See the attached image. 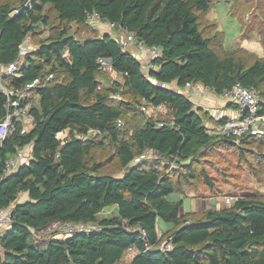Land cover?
Wrapping results in <instances>:
<instances>
[{
	"label": "trees",
	"instance_id": "obj_1",
	"mask_svg": "<svg viewBox=\"0 0 264 264\" xmlns=\"http://www.w3.org/2000/svg\"><path fill=\"white\" fill-rule=\"evenodd\" d=\"M216 1L32 0L31 7L14 14L28 0H0V63L20 58L30 32L34 44L5 84L22 88L45 80L30 109L34 125L25 134L18 125L0 145V210L9 209L12 217L10 230L0 237V264H117L131 247L139 250L131 264H264V195L239 197L230 207L197 218L182 214L183 201L167 199L200 178L213 187V177L199 169L204 150L264 143V138L244 137L238 144L212 133L208 113L171 87L200 83L222 95L241 84L257 90L264 113V58L239 43L224 45L209 18ZM233 2L231 14L240 22L242 42L256 34L264 46V0H257L248 18L245 4ZM93 13L115 30L133 33L138 43L159 47L156 69L145 72L112 34L78 39L70 32L91 25ZM65 50L69 59L63 57ZM101 57L110 58L117 73L111 84L105 82L112 74L100 71ZM51 74L54 78L47 81ZM6 104L0 90V121ZM144 106L166 108L169 116L147 117ZM90 129L103 134L80 140L78 135ZM29 145L33 160L6 174L7 161ZM105 145L113 148L121 176L102 172V164L92 159ZM148 150L164 158L134 163ZM258 158L264 165V153ZM21 194L28 200L18 203ZM110 206L116 214L102 216ZM160 220L173 227L163 231ZM56 221L99 229L66 238L38 237ZM123 221L144 229L147 239L123 227ZM164 242L171 248H163Z\"/></svg>",
	"mask_w": 264,
	"mask_h": 264
},
{
	"label": "built area",
	"instance_id": "obj_2",
	"mask_svg": "<svg viewBox=\"0 0 264 264\" xmlns=\"http://www.w3.org/2000/svg\"><path fill=\"white\" fill-rule=\"evenodd\" d=\"M32 0L28 2L21 9H16L14 14H19L21 10L27 7H31ZM90 20L101 21L99 14L93 13L89 16ZM35 28H43L39 24L34 26ZM47 33H49L47 31ZM124 48L129 47L132 44L140 46L144 50L146 55V60L141 61L142 69L145 72L150 71L151 69H156L154 65V60L158 59L161 56V49L157 46L147 47L142 43H138L133 33H128L127 38L121 41ZM34 49L33 44V34L30 32L23 45L21 46L20 58L15 62L3 65L0 63V90L7 97V114L5 118L0 121V145L3 143L5 138L14 131L17 130L18 125L21 127V133L25 134L30 130L34 125L35 119L30 113V109L33 106L35 100L39 98V89L44 86L45 80L38 78L33 82L25 85L22 88L9 87L5 84V79L18 72L22 64V59L28 53ZM63 57L69 59L70 52L65 50L63 52ZM100 71L103 73H108L116 75L117 73L114 70V66L111 62V59L108 57H101L98 60ZM54 78V75L51 74L47 77V81H50ZM163 86H166L165 84ZM189 99L195 104L196 108L199 105L202 96L206 93L207 90L210 91L207 87L202 84L187 83L184 89H179ZM224 99L227 105H234L236 111L232 116H227L223 111L216 114L213 118L217 122L216 127H210L212 133L217 135H223L226 137H231L235 140L236 143H241L242 138L244 137H256L264 138V113H260L261 100L259 98L258 92L254 88H247L241 84L235 85L231 90L225 91L224 94L220 95ZM226 105V106H227ZM152 109L153 112H160L163 108H147L143 107V111L147 112ZM120 125L122 122L119 123ZM160 125L163 126V122H160ZM216 125V124H215ZM103 133L99 129H90L85 134H80L78 137L82 141H87L101 136ZM151 154V156H150ZM26 153L24 150H19L18 153L7 161L6 165V174H9L13 171L14 168H17L23 162ZM163 155L156 150H148L140 157L136 158V162H140L146 159H163ZM234 199L227 198L226 202L231 203ZM12 217L11 211L9 209L0 210V229L7 230L9 225H11ZM122 226L130 229L131 231H137L141 233V238L143 240L147 239V232L141 228H131L128 226L126 221L122 222ZM97 225L91 223H64L61 221H56L46 229L42 230L38 237L47 238V237H58L66 238L71 237L77 234L82 233H92L93 231L98 230ZM163 248H171V244L164 242L162 245ZM139 250L136 247H131L126 255L125 260L117 264H131L132 259L138 254Z\"/></svg>",
	"mask_w": 264,
	"mask_h": 264
},
{
	"label": "rangeland",
	"instance_id": "obj_3",
	"mask_svg": "<svg viewBox=\"0 0 264 264\" xmlns=\"http://www.w3.org/2000/svg\"><path fill=\"white\" fill-rule=\"evenodd\" d=\"M241 1L245 4V12L243 13L245 15L247 14V18L248 16L251 17L257 0ZM233 6V0H217L209 14V18L217 23L218 29L222 32L224 45L226 47H235L237 43H239L242 47L249 49L259 58H264V46L261 45L258 35H253L250 41L242 42L240 39L241 25L239 20L231 14ZM90 21L92 22L91 25L84 27L74 26L70 32L72 34L74 33L78 39H85L94 35H102L104 31L108 30L107 23L96 20ZM113 36L119 41L127 38V34L120 31H118V33L116 32ZM132 47L134 46L130 45L125 48V50L132 53L134 50ZM115 77L117 76H107L108 80H106L105 83L109 84L110 82L111 84L118 78ZM210 92L211 91L207 90L202 97L208 96ZM224 103L227 105V102L222 99V110H225L223 109ZM142 112L145 113L147 117L169 116L166 108H163L160 112H153L152 109L147 112L142 110ZM207 120L211 121L209 122L211 123L210 127L217 126L214 123V118L210 119V117H208ZM67 134L68 131L62 132L59 137L65 140ZM241 147H244V149H241ZM32 148V145L25 148L24 151L26 156L21 164H29L33 160ZM261 153H264V143L259 141L255 142L254 140L240 147L222 145L206 149L199 157V169L204 168L210 176L213 177V187L210 188L205 183H202L203 181L200 178L190 185H185L183 188L184 193L178 191L174 192L169 195L167 199L172 202L183 201V214L193 213V218H197L200 214L210 209L220 210L230 207L239 197L253 193L264 195V165L260 161L261 159L258 158ZM92 159L94 162L102 164V172L116 174L117 176L123 174V170H121L116 160L114 150L110 145H105L96 149L92 154ZM134 163L137 162L135 161ZM18 168L19 167L14 168L12 172L17 171ZM228 197L234 199V201L227 203L226 199ZM26 200H28V195L21 194L18 203H22ZM206 200L208 202H206ZM193 203L195 206L194 211L192 208ZM203 203H205L204 206L202 205ZM114 209H116L115 206H110L106 211ZM114 214H116L115 211H112L110 214L106 215L111 216ZM159 224L163 231L173 227V224L164 223L162 220H160ZM10 228L11 226L9 225L7 231H9ZM5 233L6 231H0V237Z\"/></svg>",
	"mask_w": 264,
	"mask_h": 264
},
{
	"label": "crops",
	"instance_id": "obj_4",
	"mask_svg": "<svg viewBox=\"0 0 264 264\" xmlns=\"http://www.w3.org/2000/svg\"><path fill=\"white\" fill-rule=\"evenodd\" d=\"M97 21V20H96ZM107 26H108V30L107 31H104V33L103 34H112V35H114L116 32L118 33V31H120V32H124L125 34H128L127 32H125V31H123V30H115L114 29V27L112 26V25H110V24H107ZM247 41V40H246ZM131 46H134V47H132L134 50L132 51V54L139 60V61H143L144 62V60H146V55L144 54V50L140 47V46H138V45H136V44H132ZM125 49V48H124ZM247 49V48H246ZM249 50V49H248ZM131 53V52H130ZM113 76H117V75H113ZM115 78H117V77H115ZM118 79V78H117ZM171 87H173V88H175V89H177L176 88V85L174 84V85H171ZM211 91V90H210ZM223 109H225V110H222V99H221V97H220V95H217L216 93H214V92H210V94L208 95V96H206V97H202V99H201V101H200V104L197 106L198 107V109H200V110H202L204 113H208L209 114V116L211 117V119L216 115V114H218V113H220V112H224L227 116H232V115H234L235 114V111H236V109H235V107L233 106H229V105H225V103L223 104ZM207 125L208 126H210L211 125V123H209V122H207ZM204 201V200H203ZM192 202H194V201H192ZM206 202H208L207 200H206ZM205 202V203H206ZM205 203H203L202 205L204 206V204ZM116 208V207H115ZM192 208H193V211H194V208H195V206H194V203H193V205H192ZM112 211H115V213L117 212V208L116 209H114V210H111V211H104L101 215L102 216H107L106 214H110V212H112ZM192 211V212H193ZM184 213V208H182V214ZM0 231H5V230H3V229H0ZM54 237H56V236H54Z\"/></svg>",
	"mask_w": 264,
	"mask_h": 264
}]
</instances>
